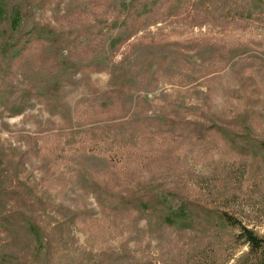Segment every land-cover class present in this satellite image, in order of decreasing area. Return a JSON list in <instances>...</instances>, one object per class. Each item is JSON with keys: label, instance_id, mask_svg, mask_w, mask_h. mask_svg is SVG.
Masks as SVG:
<instances>
[{"label": "rangeland", "instance_id": "rangeland-1", "mask_svg": "<svg viewBox=\"0 0 264 264\" xmlns=\"http://www.w3.org/2000/svg\"><path fill=\"white\" fill-rule=\"evenodd\" d=\"M262 142L264 0H0V264H249Z\"/></svg>", "mask_w": 264, "mask_h": 264}, {"label": "trees", "instance_id": "trees-1", "mask_svg": "<svg viewBox=\"0 0 264 264\" xmlns=\"http://www.w3.org/2000/svg\"><path fill=\"white\" fill-rule=\"evenodd\" d=\"M147 2H144V4H146ZM133 11L136 14H141V12L143 11H138L136 10V8H133ZM19 11H15L13 13V19L14 21H17L18 23V13ZM16 13H18L16 15ZM13 21V25L14 24ZM16 23V22H15ZM21 40V39H18ZM18 44H7L5 45V52H9L12 54V56H16L19 55L20 51H22V49L19 47H17ZM262 149L264 150V142H262L261 144ZM230 222V220H229ZM239 236L243 239L244 243L248 246V257L252 256L253 258H248L246 256V263H248L250 260L249 264H264V235L263 236H259L257 234L254 233V231H252L251 229L245 227V226H240V233Z\"/></svg>", "mask_w": 264, "mask_h": 264}]
</instances>
